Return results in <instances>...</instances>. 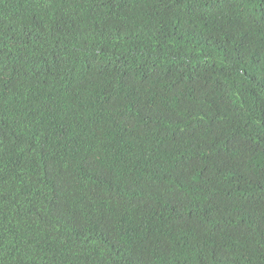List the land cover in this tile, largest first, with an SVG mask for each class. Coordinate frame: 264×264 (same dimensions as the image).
I'll use <instances>...</instances> for the list:
<instances>
[{
    "label": "trees",
    "instance_id": "obj_1",
    "mask_svg": "<svg viewBox=\"0 0 264 264\" xmlns=\"http://www.w3.org/2000/svg\"><path fill=\"white\" fill-rule=\"evenodd\" d=\"M0 264H264V0H0Z\"/></svg>",
    "mask_w": 264,
    "mask_h": 264
}]
</instances>
